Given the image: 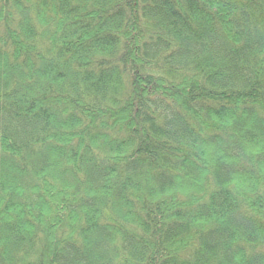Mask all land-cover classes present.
<instances>
[{
    "label": "trees",
    "instance_id": "1",
    "mask_svg": "<svg viewBox=\"0 0 264 264\" xmlns=\"http://www.w3.org/2000/svg\"><path fill=\"white\" fill-rule=\"evenodd\" d=\"M0 264H264V0H0Z\"/></svg>",
    "mask_w": 264,
    "mask_h": 264
}]
</instances>
